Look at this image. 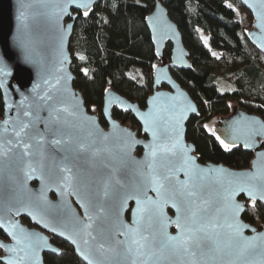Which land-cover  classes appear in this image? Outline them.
I'll return each instance as SVG.
<instances>
[{"label": "water", "instance_id": "95a60500", "mask_svg": "<svg viewBox=\"0 0 264 264\" xmlns=\"http://www.w3.org/2000/svg\"><path fill=\"white\" fill-rule=\"evenodd\" d=\"M238 1L264 56V0ZM99 2L0 0V263L44 264L61 254L56 238L83 264H264V230L242 220L247 203L264 205V120L234 107L213 128L223 148L253 155L249 168L198 161L186 140L198 107L170 71L189 70V53L157 1L145 20L160 62L152 93L141 109L106 89L102 128L73 87L69 53L77 14Z\"/></svg>", "mask_w": 264, "mask_h": 264}, {"label": "trees", "instance_id": "16d2710c", "mask_svg": "<svg viewBox=\"0 0 264 264\" xmlns=\"http://www.w3.org/2000/svg\"><path fill=\"white\" fill-rule=\"evenodd\" d=\"M157 1L177 26L191 61L189 70L170 69L198 107L199 116L191 117L186 125L187 142L194 146L201 164H222L234 170L249 168L251 153L242 148H223L205 129L211 120L229 116L234 103L264 120V56L245 36L253 18L238 0H100L88 16L77 14L69 43L74 89L81 93L86 109H95L99 115L108 88L140 108L145 107L152 92V71L159 64L145 20ZM198 29L208 36L210 48L218 57L205 48ZM170 52L167 44V59ZM134 71L138 79L131 76ZM221 84L225 87L223 93L218 89ZM2 114L0 95V120ZM113 118L137 126L129 113L114 109ZM242 220L264 230V205L247 203ZM22 222L32 227L27 219ZM0 238L6 240L1 231ZM51 243L61 254H45L44 264H83L63 241L52 238Z\"/></svg>", "mask_w": 264, "mask_h": 264}, {"label": "rangeland", "instance_id": "374dc122", "mask_svg": "<svg viewBox=\"0 0 264 264\" xmlns=\"http://www.w3.org/2000/svg\"><path fill=\"white\" fill-rule=\"evenodd\" d=\"M197 31H198V34H199V36H200V38H201V40H202V42H203L205 48L208 49V50H210V53H211V55H212L213 57H215V58L218 57L219 54H218L217 52H215V51H212L211 48H210L209 41H208V36H207L205 33H203L202 30H200V29H198ZM158 65H160V62H159ZM155 67H156V66H155ZM155 67H154V68H155ZM154 68H153V69H154ZM131 76L134 77L135 79H138V74H137L135 71L131 73ZM222 85H223V84H221V86L218 87L220 93H223L224 90H225V87H224V86L222 87ZM227 88H228V89H233V87H231V86H227ZM234 107H237V104H235V103L232 104V105H231V110H232V108H234ZM141 109H142V108H141ZM90 111H92V112H93V111H94V112H97V116L99 117V113H98V111H96L95 109H91ZM90 111H89V112H90ZM218 119H220V118L213 119V120H211L210 122H208V123L205 125V129L208 131V133H212L213 128H215L216 125H217V120H218ZM127 126L130 127L132 130H134V129L132 128V126H130L129 124H127ZM256 229H257V228H256Z\"/></svg>", "mask_w": 264, "mask_h": 264}, {"label": "flooded vegetation", "instance_id": "af4514ba", "mask_svg": "<svg viewBox=\"0 0 264 264\" xmlns=\"http://www.w3.org/2000/svg\"><path fill=\"white\" fill-rule=\"evenodd\" d=\"M152 93V92H151ZM145 108V107H144ZM143 108V109H144ZM114 110V109H113ZM117 110V109H116ZM89 112V111H88ZM94 112V111H93ZM120 112V111H119ZM89 113H92V111H90ZM121 113H124V112H121ZM96 114H97V112H96ZM112 116H113V111H112ZM98 117V116H97ZM102 118V122H101V118ZM98 120H99V123H100V125L102 126V128H104L105 130H107L108 129V126H107V124H106V122H105V120H104V118H103V116H102V110H101V115H99V117H98ZM116 120V119H115ZM118 121V120H117ZM119 123H120V125L121 126H123V127H128L127 126V124H123V123H121L120 121H118ZM137 124V123H136ZM134 130L136 129L137 130V137L138 138H143V139H145L146 140V137H142V134H141V129H140V127L137 125L136 127H132ZM212 132H213V130H212ZM137 154H138V156H140L141 155V151H137Z\"/></svg>", "mask_w": 264, "mask_h": 264}]
</instances>
